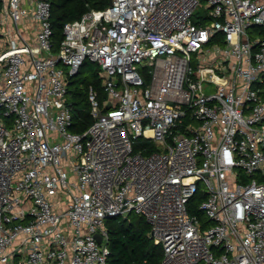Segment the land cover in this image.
Here are the masks:
<instances>
[{
	"label": "built area",
	"instance_id": "1",
	"mask_svg": "<svg viewBox=\"0 0 264 264\" xmlns=\"http://www.w3.org/2000/svg\"><path fill=\"white\" fill-rule=\"evenodd\" d=\"M51 16L0 0V264H108L131 213L161 264H264V0H112L59 44Z\"/></svg>",
	"mask_w": 264,
	"mask_h": 264
},
{
	"label": "trees",
	"instance_id": "2",
	"mask_svg": "<svg viewBox=\"0 0 264 264\" xmlns=\"http://www.w3.org/2000/svg\"><path fill=\"white\" fill-rule=\"evenodd\" d=\"M51 3L54 38L59 44L63 38V25L66 21L78 18L92 8H103L110 3V0H51ZM93 63L86 61L80 72L84 70L86 64L92 66ZM75 81H78L79 85L74 86ZM91 83L102 92L98 65L97 70L90 72L85 78L79 79L77 76L71 81L70 90L74 99L73 130L78 132L85 131L93 122L86 93ZM150 148H155L152 143ZM190 210L198 213L203 221L207 220L202 216L203 212L196 203ZM131 214L127 218L117 216L107 220L111 249L108 264H161L163 248L160 244H155L149 236V223L143 216Z\"/></svg>",
	"mask_w": 264,
	"mask_h": 264
},
{
	"label": "rangeland",
	"instance_id": "3",
	"mask_svg": "<svg viewBox=\"0 0 264 264\" xmlns=\"http://www.w3.org/2000/svg\"><path fill=\"white\" fill-rule=\"evenodd\" d=\"M201 9H204L203 7H200ZM193 57H194V59H195V53H193ZM97 70V64L96 63H93V65L92 66H88L87 64H86V67L84 68V70L82 71V72H80L79 74H78V77H79V79H83V78H85L86 77V75H88V74H90V72H92V71H96ZM74 86L76 85V84H78L79 85V82L78 81H75L74 83ZM72 84V85H73ZM199 185L203 188V187H205V184L204 183H199ZM203 199V196H201L200 194L199 195H197L196 197H195V199L193 200V202L191 203V206H193L195 203H196V206H197V204L201 201ZM198 202V203H197ZM192 208V207H191ZM192 212V211H191ZM133 214V213H132ZM131 214V215H132ZM202 216L203 217H206V215H205V213H202Z\"/></svg>",
	"mask_w": 264,
	"mask_h": 264
},
{
	"label": "water",
	"instance_id": "4",
	"mask_svg": "<svg viewBox=\"0 0 264 264\" xmlns=\"http://www.w3.org/2000/svg\"><path fill=\"white\" fill-rule=\"evenodd\" d=\"M110 2H112V0H110ZM96 236H97V238H98V240H99V241H101V240H102V237H101V235H99V234H96Z\"/></svg>",
	"mask_w": 264,
	"mask_h": 264
}]
</instances>
